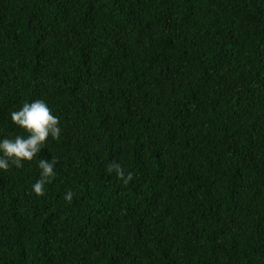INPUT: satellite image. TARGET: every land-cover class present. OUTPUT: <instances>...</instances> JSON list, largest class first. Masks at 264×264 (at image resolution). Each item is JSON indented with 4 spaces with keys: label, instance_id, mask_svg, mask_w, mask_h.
<instances>
[{
    "label": "trees",
    "instance_id": "obj_1",
    "mask_svg": "<svg viewBox=\"0 0 264 264\" xmlns=\"http://www.w3.org/2000/svg\"><path fill=\"white\" fill-rule=\"evenodd\" d=\"M37 99L60 136L0 169V264H264V0H0V139Z\"/></svg>",
    "mask_w": 264,
    "mask_h": 264
},
{
    "label": "clouds",
    "instance_id": "obj_2",
    "mask_svg": "<svg viewBox=\"0 0 264 264\" xmlns=\"http://www.w3.org/2000/svg\"><path fill=\"white\" fill-rule=\"evenodd\" d=\"M13 124L19 126L28 133L27 138L17 135L13 139L7 137L0 139V169L7 171L10 166L23 167V161H31L40 151L46 140L51 136L58 139L61 129L58 127L59 118L53 115L50 108L43 100H34L31 103L25 102L23 106L11 112ZM58 161L53 157L51 162L40 159L38 167L41 170L40 179L32 186L33 192L37 196L44 195V185L50 181L54 173V165ZM109 173L115 174L123 180L125 184L132 180V174H125L121 165L117 162H110L106 165ZM74 193L69 190L64 194V200L71 202Z\"/></svg>",
    "mask_w": 264,
    "mask_h": 264
}]
</instances>
